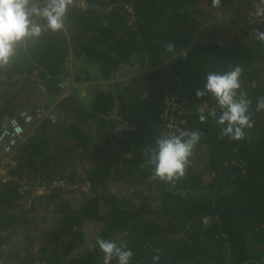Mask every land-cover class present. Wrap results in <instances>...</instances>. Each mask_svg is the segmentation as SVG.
Here are the masks:
<instances>
[{"label":"trees","instance_id":"trees-1","mask_svg":"<svg viewBox=\"0 0 264 264\" xmlns=\"http://www.w3.org/2000/svg\"><path fill=\"white\" fill-rule=\"evenodd\" d=\"M238 1L74 0L63 32L0 68V129L20 110L65 113L34 126L0 183V264H102L97 236L126 240L131 264L157 249L159 264H264V21L247 23ZM233 65L253 122L240 140L200 122L214 101L195 96L206 73ZM173 94L180 128L201 133L174 185L144 156ZM37 178L66 185L28 201L18 188Z\"/></svg>","mask_w":264,"mask_h":264},{"label":"clouds","instance_id":"clouds-1","mask_svg":"<svg viewBox=\"0 0 264 264\" xmlns=\"http://www.w3.org/2000/svg\"><path fill=\"white\" fill-rule=\"evenodd\" d=\"M218 2L213 0L214 5ZM73 4L74 0H0V68L13 63L27 45L38 43L45 32H63ZM257 39L264 42V31L257 32ZM241 74L239 65L223 72H208L203 86L195 91L197 98L207 96L214 101L206 113L200 109V122L211 118L220 135L230 140L243 139L245 130L253 127L251 101L241 90ZM256 110H264V99L257 101ZM200 140V131L179 127L156 136L144 151L153 179L174 185L185 175ZM95 244L102 253V264H131L133 251L126 240L97 236ZM156 252L152 264H159V250Z\"/></svg>","mask_w":264,"mask_h":264},{"label":"built area","instance_id":"built-area-1","mask_svg":"<svg viewBox=\"0 0 264 264\" xmlns=\"http://www.w3.org/2000/svg\"><path fill=\"white\" fill-rule=\"evenodd\" d=\"M75 5L80 10L87 8V0H75ZM239 14L249 24H260L264 21V0H239ZM127 11L131 14L132 10L128 7ZM178 97L173 94L163 100L162 116L165 119V132L172 131L184 122L178 119L179 106ZM65 113L57 109L55 105L49 108H36L32 111L20 110L10 117L6 124L0 129V183H5L13 178L11 170L16 166V153L19 147L27 139L28 135L38 123L48 120L51 123L63 121ZM17 128L20 129L17 132ZM64 179H53L44 181L37 178L31 184H21L18 191L26 194L29 200L38 198L51 193L54 189L65 187ZM32 264H44L39 259Z\"/></svg>","mask_w":264,"mask_h":264},{"label":"rangeland","instance_id":"rangeland-1","mask_svg":"<svg viewBox=\"0 0 264 264\" xmlns=\"http://www.w3.org/2000/svg\"><path fill=\"white\" fill-rule=\"evenodd\" d=\"M128 71H129V70H128ZM127 75H131V72L128 73ZM69 80H71L70 76H69ZM75 87H78V89H79V90H78L79 94L82 95V96H84V94L86 93L85 91H87V87H88V85H86V84H83V85H80V86L75 85L74 88H75Z\"/></svg>","mask_w":264,"mask_h":264},{"label":"crops","instance_id":"crops-1","mask_svg":"<svg viewBox=\"0 0 264 264\" xmlns=\"http://www.w3.org/2000/svg\"><path fill=\"white\" fill-rule=\"evenodd\" d=\"M131 75H126V78H129Z\"/></svg>","mask_w":264,"mask_h":264}]
</instances>
